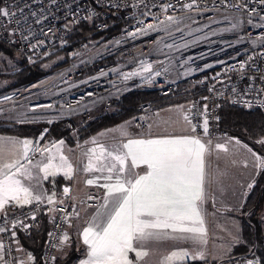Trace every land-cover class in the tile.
<instances>
[{
  "label": "built area",
  "instance_id": "obj_1",
  "mask_svg": "<svg viewBox=\"0 0 264 264\" xmlns=\"http://www.w3.org/2000/svg\"><path fill=\"white\" fill-rule=\"evenodd\" d=\"M186 4H192V8L184 7ZM0 8L11 13L8 17L0 15V37L21 53L28 66L36 65L61 51H67L70 58H75L80 47L76 48L77 41L69 39V31L85 23L94 24V34L121 27V31L107 42L133 47L162 29L176 25L185 15L194 12H201L213 19L221 14H233L247 20L264 21L261 19L264 17L262 0H0ZM169 16L174 19L168 20ZM149 24L153 27L147 28ZM244 34L252 45L243 54L211 70L207 94L190 104V120L210 145L228 136L221 130L223 102L246 111H264V24L249 27ZM64 78L65 86L54 99L33 103L28 109L39 111L56 106L76 108L92 98L105 96L111 83L110 79L94 76L95 79L90 83L70 89L68 87L72 77L66 75ZM168 80L166 77L165 81L155 86L161 89L162 95L170 94L175 87ZM104 104L110 106L109 101ZM141 110L144 113L151 110V107L144 105ZM91 112L88 110L82 115L90 118ZM204 119L208 120L207 133L203 131ZM67 123L72 133L78 134L79 128L70 119ZM137 123L146 126L141 120ZM66 187L70 189L67 194L63 191ZM75 197V186L68 183L60 188L53 204H48L47 200L34 201L6 216L0 215V227L5 229L0 232L3 264H23L25 254L20 249V237H28L38 231L45 218L50 223V229L40 264H53L62 245L63 234L77 210ZM84 202L89 208L98 206L93 191L88 193ZM33 215L34 220L31 218ZM66 217H70V220H66ZM13 224L16 225L14 228Z\"/></svg>",
  "mask_w": 264,
  "mask_h": 264
},
{
  "label": "rangeland",
  "instance_id": "obj_2",
  "mask_svg": "<svg viewBox=\"0 0 264 264\" xmlns=\"http://www.w3.org/2000/svg\"><path fill=\"white\" fill-rule=\"evenodd\" d=\"M258 24H264V21L255 19L247 20L242 16L233 14H221L213 19L201 12H194L185 15L176 25L162 29L152 37L139 41L133 47L119 46L102 40L84 41L78 50V55L72 58L74 59V63L70 67L52 72L27 88L3 92L2 95H0V115L10 120L13 118L10 114L17 111L19 107H28V104L45 101L41 99L45 97L42 96L44 93H48L49 96L52 95L51 97H47L54 99L65 86L63 85V81L66 75L72 77L69 86H76L78 85L77 83L83 82L75 79V76L81 68L97 63L110 56L116 57L115 60L118 65L111 69H106L95 76L96 78H107L111 80L106 95L107 92L111 91L113 88L125 91L130 88L140 89L157 86L159 82L165 81L166 77L169 79L168 81L170 84L173 83L174 86L179 84V81H181V83L183 81H191L193 77L209 72L217 66L243 54L252 45V43L246 39L244 33L247 28L255 27ZM63 60V57L57 58L48 65L47 69L53 68ZM21 61V57L19 58L17 56L14 59H9L7 56L0 54V91L10 86L11 82L5 75L9 72V69L19 66ZM145 65H151L150 72L143 71V66ZM137 72L141 74L132 75L129 79H125L126 75ZM157 73H159V75H157ZM93 78L94 77L84 80L85 82L80 85L90 83L89 81ZM193 85L194 84L191 86ZM105 101L107 100L103 101V105H105ZM103 105L101 104L98 109L103 110L104 107H106ZM101 113L102 112L99 110L98 112L92 110L90 118H94ZM83 117L84 116L81 115L78 117L79 119H73L71 121L78 127ZM54 121H56L55 118ZM188 127V123H183L181 125V128L184 129ZM195 133L201 136V133H198L196 130ZM72 138L75 140L76 145L78 144L77 148H80L78 154L81 153L82 143L78 140L79 134L72 133ZM261 140H264V138L258 141ZM258 141V145L264 146V143H259ZM213 149L214 145L208 143L209 165L207 173L211 180L216 179L218 176L217 174L221 171L217 165L230 162L229 159L223 155H217L216 161H214ZM252 152L255 153V167L258 169L257 172L259 171L257 175V179L259 180L264 173V167L258 166L259 161L257 157L264 160V156L259 155L254 150L251 151V153ZM251 155L248 153L249 160L252 159ZM81 164L82 160H79L78 166L75 167L78 169H74L75 183L78 186L88 177V171H86V168L82 167ZM258 180L255 183H257ZM90 191L96 194L98 206L92 208L86 207L92 209V212H94L95 209L100 207L101 200L99 191L95 188H91V190L89 189V191H87L84 196L85 199ZM250 192L247 189L243 190L241 199L245 195L247 197ZM245 200L246 199H242L239 206L232 205L233 200H229L231 205L224 204L218 206L214 204L212 207L209 206L207 209L209 215L205 222L207 229V244H194L191 240L183 239L172 240L174 243L171 245L175 248L176 252L190 251L191 256L188 257L189 259H181L180 261L176 259L175 263L171 264H189L194 262L244 264L246 259H255L251 251L245 254L235 255L236 249L241 245H245L243 240V230L247 223V213L244 212L243 203ZM73 218L66 231L69 240L61 245L53 264H57L58 260L62 261L67 258L73 249L76 251L77 258L72 264H80L82 260L86 259V246L82 243V232L85 228L78 231L77 217H75L74 220ZM260 222L264 233V208L261 212ZM75 229L77 231H75ZM237 234L240 237L239 240L234 239ZM145 247L149 252L154 249L152 243H148ZM20 249L21 252L25 254L22 258L23 264H36L34 257L30 252H27L21 247V243ZM200 252L204 253L203 258L199 256ZM129 258L134 261V264H169V261L155 260V257L152 261H145V258L137 261L134 253H129Z\"/></svg>",
  "mask_w": 264,
  "mask_h": 264
},
{
  "label": "snow or ice",
  "instance_id": "obj_3",
  "mask_svg": "<svg viewBox=\"0 0 264 264\" xmlns=\"http://www.w3.org/2000/svg\"><path fill=\"white\" fill-rule=\"evenodd\" d=\"M184 7L191 9L192 4H186ZM164 10L167 11V7ZM0 15L8 17L11 13L7 9L0 8ZM167 19L171 21L174 18L169 16ZM152 27L151 24L147 25V28ZM143 71L150 72L151 65L143 66ZM140 74L139 72L130 73L125 76V79ZM206 111L207 106H205ZM185 119L188 118L185 117ZM195 130L193 126L192 131ZM203 131L208 132L207 119L203 120ZM258 142L264 143V140ZM9 143L21 145L24 159L29 165L32 164L27 155L31 141H9ZM63 143L64 141L61 140L56 145L57 149ZM217 147L221 151H227L223 145H217ZM40 151L48 150L40 149ZM106 151L101 146L100 154L96 156V149L91 150L97 161L105 158ZM207 151L206 144L196 137L129 139L121 146H115L112 151H107L108 163L100 167H97L92 158H89L86 171H106L108 181L113 180V174L116 177L114 183L101 185L106 189L104 207L107 208L109 198L115 197V199L111 201L113 210L107 218L97 219L101 215L97 213L82 232V243L86 246V259L80 264H134V261L129 258V253H134L137 261L144 259L149 255L145 245L153 240L183 239L191 240L194 244L206 245L207 229L201 209L205 201L204 157ZM59 159L60 165L55 166V170L51 172L50 169H53L54 165L50 162L42 166L37 163L34 167L44 173V179L60 171L71 179L73 172L71 164L63 155ZM257 160L258 166L264 167V160L259 157ZM141 166H146L147 170L144 174L135 171ZM21 177L28 180L35 179L31 169L21 164L20 160L0 166V213L5 216L7 215L6 206L23 207L33 201L42 200V195H34L30 188L24 185ZM86 183L91 185L94 181L88 179ZM63 191L67 194L70 189L66 187ZM53 196L54 194L47 196L48 204L55 203ZM31 218L34 220L35 216ZM65 219L70 220V217ZM15 226V224L12 225L13 228ZM168 230L180 235H170ZM3 231L5 229L0 227V232ZM234 239L239 240V235L237 234ZM68 240V235L63 234L61 243L64 244ZM2 248L3 244H0V249ZM188 255V252H172L165 259L171 264L174 259ZM199 256L203 258L204 253L200 252ZM244 264H264V257L246 259Z\"/></svg>",
  "mask_w": 264,
  "mask_h": 264
},
{
  "label": "crops",
  "instance_id": "obj_4",
  "mask_svg": "<svg viewBox=\"0 0 264 264\" xmlns=\"http://www.w3.org/2000/svg\"><path fill=\"white\" fill-rule=\"evenodd\" d=\"M78 81V80H77ZM77 83L78 85H72L68 88L75 89L80 88L84 83ZM181 82V81H179ZM184 82V81H183ZM154 87V86H152ZM145 87V88H152ZM142 89V88H140ZM133 90L132 88L120 91L118 89L113 88L111 91L107 92V95L103 97H96L88 100L86 103L80 105L76 108H63L60 106H56L51 109H44L39 111H30L27 106L19 107L17 111H14L10 115L13 117L12 119H5L4 116L0 115V123H16L19 125L23 124H52L54 122L59 121H68L79 119L85 111L94 110L98 112L99 106L103 103L104 100L107 102L111 101L114 98H117L129 91ZM41 98L42 100H52L53 98L48 95V93H44ZM48 96V97H47ZM190 104L185 103L177 106H171L168 108H164L162 110L154 111L149 110L144 112L139 119H133L121 123L117 126L108 128L103 130L92 138H90L86 142L82 143V152L78 154L79 147L77 145L72 147L70 146L64 139L59 140H50L47 130H45L38 137L32 138H20L11 134H1L0 133V166L4 163H10L15 160H20L21 164L25 167L31 169L33 176L35 179L28 180L21 177L22 182L26 187H29L34 195L41 194L42 200H47V196H53L55 199L58 195L60 188L64 184L73 183L75 186V194H76V204L77 210L74 215L73 220L77 217V230L80 231L83 228L89 226L92 222L94 216L97 213L101 215L97 217V219H106L107 216L113 210L112 200L115 199L109 198L107 208L105 205V197H106V189L101 187V185L107 183L115 182V174H113V180L108 181L106 176L108 173L106 171H88V177L84 179L80 186L75 183V167L78 166L79 160H82L81 166L86 168L89 158H92L93 163L96 164L97 167H100L103 164L108 163L107 160V151H112L115 146H121L123 143H126L129 139H158V138H183V137H196L201 139L202 142L206 144L208 148V142L202 137L196 135L195 131H192L193 124L190 120ZM31 105V104H28ZM9 111V109H8ZM8 114V113H5ZM185 117L188 119L186 120ZM54 118L56 121H54ZM14 119V120H13ZM141 120L146 123V126L142 124H138L137 121ZM183 123H188L189 127L186 129L181 128ZM29 140L32 142L30 145L29 151L27 153L29 159H31L32 164L29 165L28 161L24 159L23 149L19 144H11L9 141H22ZM64 141L62 145H59V149H57L56 145L59 144L60 141ZM95 141V143H93ZM237 139L230 137H221L214 144L213 158L216 161L217 155H223L229 159L230 162L220 163L217 165L220 168V172L217 174L216 179L211 180L207 173L208 162H209V150L205 153L204 161H205V183H204V191H205V201L202 205L201 214L204 219V223L207 221V209L209 206L217 204L220 205H231L229 200H233L232 205L239 206L242 202V199H246L243 203L246 204L250 193L253 190V186L256 184L255 182L258 180L257 175L258 172L255 167V155L253 149L249 151L250 147L245 145V143L240 142L237 143ZM217 145H223L227 148V151H221ZM101 146L106 149L105 158L99 161L96 160V156H99ZM77 148V149H76ZM96 149V156H93L91 150ZM40 149H47L48 151L41 152ZM248 153L251 155L252 159H248ZM63 155L67 158L69 164H71L73 172L72 177L69 179L64 175L62 171L56 172L55 175H49L47 179H44V173L40 171L39 168L34 167L37 163H40L41 166L46 163H51L54 165L51 171L55 170V166L60 165L59 157ZM78 155V157H77ZM51 157H55V159H51ZM254 159V160H253ZM78 169V168H77ZM76 169V170H77ZM75 170V171H76ZM146 166H141L137 168L135 171L139 174H144L146 171ZM15 171V169H13ZM77 176V175H76ZM88 179H92L94 181L93 184L89 185L86 183ZM255 183V184H254ZM251 185V187H249ZM61 186V187H60ZM95 188L99 191L101 205L99 208L95 209L92 212V209H89L85 205V194L89 189ZM247 189L250 193L246 197V195L241 199V194L243 190ZM87 190V191H85ZM81 191V192H79ZM80 194V195H79ZM246 197V198H245ZM231 202V201H230ZM26 206V205H25ZM20 208V206H6L5 211L7 213ZM78 213V214H77ZM3 215V213H0ZM206 227V226H205ZM68 230V228H67ZM75 229V231H77ZM170 235H180L178 233L173 234L171 230H168ZM149 243H152L154 249L149 252V256L145 258V261L151 260L155 257V260H166L165 258L170 256L172 252H176L175 248L172 247V239H160L153 240ZM147 245V244H146ZM157 245V246H156ZM156 246V247H155ZM189 255L183 258H176L178 261L181 259H189L191 256V252L187 251ZM180 253V252H178ZM176 259H174L171 263H175ZM3 257L0 250V263H2ZM153 263V262H152Z\"/></svg>",
  "mask_w": 264,
  "mask_h": 264
},
{
  "label": "trees",
  "instance_id": "obj_5",
  "mask_svg": "<svg viewBox=\"0 0 264 264\" xmlns=\"http://www.w3.org/2000/svg\"><path fill=\"white\" fill-rule=\"evenodd\" d=\"M94 31V24L85 23L71 28L68 37L71 41H77L75 47L79 48L84 41L102 40L107 42L121 31V27L113 28L101 34H94ZM0 54L7 56L9 59H14L18 56L22 60L19 66L9 69V72L5 75L11 83L5 90L0 91V95L7 90L27 88L50 73L66 69L74 63V59L68 56L67 51H61L36 65L28 66L21 53L14 47L7 45L1 37ZM59 57H63L64 60L53 68L47 69L48 65ZM115 59V56H110L97 63L85 66L79 70L75 79L78 81L86 80L96 76L102 70L111 69L118 65ZM210 72L197 75L191 81L180 82L168 95H162L161 89L154 86L152 88L133 89L112 99L110 106L103 105L106 106L103 110L98 109L102 112L100 115L94 118L86 116L82 118V122L78 125V140L86 142L103 130L140 117L143 114L141 108L144 105H150L151 110L158 111L171 106L191 103L200 96L207 94ZM205 78L206 80H204ZM191 83L194 85L191 86ZM45 130H47L50 140L64 139L70 146H76V142L72 138V131L66 120L52 124L19 125L16 123H0L1 134H11L20 138L38 137ZM221 130L226 132L229 137L245 143L259 155L264 156V146L257 144L259 139L264 138V111H246L223 102L221 108ZM263 208L264 173L255 184L244 205V212L247 213V223L243 230L245 245L238 247L235 255L251 251L255 259L264 257V233L260 222ZM49 229L50 224L45 218L42 227L38 231L33 232L28 237H20L21 247L31 253L36 264L42 262ZM76 258L77 254L75 249H73L67 258L62 261L58 260L57 264H72Z\"/></svg>",
  "mask_w": 264,
  "mask_h": 264
},
{
  "label": "water",
  "instance_id": "obj_6",
  "mask_svg": "<svg viewBox=\"0 0 264 264\" xmlns=\"http://www.w3.org/2000/svg\"><path fill=\"white\" fill-rule=\"evenodd\" d=\"M64 28H66V29H67V27H66V26H64Z\"/></svg>",
  "mask_w": 264,
  "mask_h": 264
}]
</instances>
